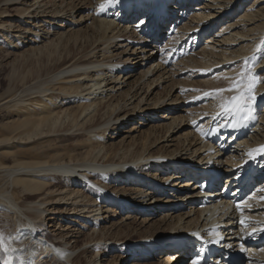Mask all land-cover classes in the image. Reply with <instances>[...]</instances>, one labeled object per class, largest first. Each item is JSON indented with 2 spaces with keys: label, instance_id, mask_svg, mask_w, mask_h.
Segmentation results:
<instances>
[{
  "label": "bare ground",
  "instance_id": "6f19581e",
  "mask_svg": "<svg viewBox=\"0 0 264 264\" xmlns=\"http://www.w3.org/2000/svg\"><path fill=\"white\" fill-rule=\"evenodd\" d=\"M190 1L142 0L141 6L133 9L129 6V0H121L120 4H109L108 0H62L59 4L55 3L54 9L49 12L41 8L39 12L42 17L49 15L51 29L61 25L57 27L64 31L57 33L56 39L53 38L55 32L52 30L42 29L40 32L30 28L18 31L17 39H27V35H30L32 44L41 43L32 51L39 52L36 61L50 77L49 82H55L50 89L59 95L48 96L47 100L41 96L26 100L20 123L0 124V146L5 141L16 139L26 144L34 139L32 146L49 143L40 152L35 150L27 153V162L18 161L16 155L0 159V167L13 171L10 175L15 176L12 182L13 198L26 211L10 208L13 212L11 215L20 226L15 227L11 235H6L9 258L0 253V264H21V261L23 264H50L52 261L57 264H82L81 255L88 253L90 246L74 255L79 241L73 242L72 237L65 239L69 233L51 238L57 226L59 230L66 227L60 225L59 215L64 212L72 213L76 218L85 215L87 220L94 222L99 217L96 213L101 209L100 204L113 203L121 209V199H114L116 196L108 194L112 183H147L144 176H149L151 170L146 168L147 165H141V161L154 157H157L154 166L157 171H161L160 178L150 185L146 184L154 192L148 190L144 201H135L139 205L137 209L147 208L145 206L155 198V193L158 196H175L177 203L172 206L174 208L190 196L197 197L193 203L196 206L191 207L186 214L171 216L166 229L160 228L161 233L157 238L131 246L134 252L143 253L152 248L155 249L154 253L159 254L158 259L167 254L164 264H192L204 249V264H220V257L230 254L238 258L240 256L239 264H264V251H261L264 249V199H261L264 197V178L255 181L256 177H263L264 155L256 153L255 160L246 155L264 146V0H207L200 6L197 5L200 0ZM40 3V0H0V6H5L0 8V17L8 16L7 9L11 6L21 7L20 14L24 16ZM190 9L192 11L187 15ZM83 11H87L82 19L90 22V31L85 35L81 34V30L70 34L74 30L70 27L79 21L75 15ZM137 16H147L149 24L139 29L134 27ZM160 16H166L168 21L161 27L163 20ZM18 21L32 23L21 22L22 19ZM11 23L7 24L10 29L13 28ZM44 23L48 24V21ZM64 26L69 27L68 34ZM40 27L41 24L36 28ZM160 29L167 30L166 39L160 37ZM212 30L214 33L211 37H205ZM201 32L205 36L199 34ZM189 48L191 51L200 49L199 57H195L197 53L193 54L194 57H188L186 51ZM157 55L161 59L145 69V63ZM134 68V72H131ZM248 69L259 77L254 89L257 97L254 111L258 119L250 120L246 127L237 130L223 126L219 133L213 132L207 138L200 132L190 141L196 147L192 154L203 151L195 158L187 160L171 157L170 153L161 151L146 154L149 147L163 140L174 124L186 118L184 116L168 117L163 114L161 119L170 120V123L160 138L156 131H151L141 134L139 140L124 145L107 146L104 142L107 138L119 139L129 133L121 128L118 130L119 136H112L117 134L114 131L122 120L126 119L123 122L126 126L130 116L137 112L146 113L163 108L171 111L169 113H188L187 109L200 99H205V102L199 111L195 110L192 121L204 118L203 132H208L217 124L228 125L229 121L223 117L216 121L211 119L222 111L219 108L220 100L206 97L204 93L232 87L242 70H245L246 79ZM194 78L205 81L195 84ZM162 83L171 88L166 97L179 90V94L194 92L188 97L170 98L162 104L166 97L156 98L150 107H141L153 93V86L160 87ZM197 87L203 90L198 92ZM123 88H128L124 94L119 92ZM239 94V91L234 90L226 91L221 96L227 101ZM146 117L142 115L140 121ZM137 129L132 128L130 133ZM73 141L80 143L74 145ZM124 141L125 138L122 139ZM96 150L98 152L95 154ZM169 159L172 162L168 163ZM183 165L186 167L183 168ZM193 166H200L204 180L198 176L186 184L175 181L172 185L174 190L164 191V184L167 188L171 187L172 183H168L170 179H177L188 171L193 172L191 170L197 168ZM241 168L251 177L248 190L239 180L243 175ZM254 169L255 172L251 174ZM169 170L173 173L166 175ZM104 176H108L104 181L106 188H103L101 181ZM210 179L214 180L208 185ZM206 182L207 186L202 188L200 185ZM62 183L65 186L58 189ZM187 188L194 194H180L178 198L174 194L176 189L185 192ZM206 188L209 189L207 197L200 200L198 195L205 193ZM251 188L254 190L251 191ZM85 190H88L91 198ZM92 195L99 197L93 200ZM157 199L159 202L161 197ZM127 200L131 199L127 197ZM5 202L1 199L0 205ZM122 207L126 210L128 205ZM88 216L91 217L88 219ZM164 218L166 220V216ZM38 219H41L39 224L32 222ZM100 219L97 218V221ZM241 220L244 221L243 225ZM46 221L51 223V228L47 230ZM0 222L3 223V220ZM213 229H217L219 235L212 234ZM94 233L85 241V245L98 242L91 248L92 254L98 256L101 250L109 249L103 243L108 242L109 238L107 234L100 238ZM119 233L111 239L114 240L113 246L118 242ZM190 234H198L204 238V242ZM210 240L220 242L207 243ZM241 247L245 250L241 251ZM151 253L147 252L139 260H147Z\"/></svg>",
  "mask_w": 264,
  "mask_h": 264
},
{
  "label": "rangeland",
  "instance_id": "374dc122",
  "mask_svg": "<svg viewBox=\"0 0 264 264\" xmlns=\"http://www.w3.org/2000/svg\"><path fill=\"white\" fill-rule=\"evenodd\" d=\"M59 1H62V0H40L41 2L40 5L39 4L35 5L30 10V12L26 13L24 16L20 14L21 7L11 6L9 10L7 9V13L9 15L8 16L1 15L0 17V124L10 125L13 123H20L23 120V113H24L23 107H24V103L26 100H29V99L33 100L37 96H41L45 98V100H47L48 96H51V95L58 96L59 95L58 92L50 89L54 86L53 83L55 82H49L50 77L46 75V72L44 71V68L42 67V65H40L36 61V58H37V55H39V52L32 51V48L38 46L41 43H37L36 45L32 44L33 41L31 40L30 35H27L28 36L27 39L23 38L21 40V39L16 38L19 35L18 31L22 29L25 30V29L31 28L34 31L40 30V32L42 31V29L52 30V32H55V36L53 38L56 39V34L64 31L63 29H61V27H57L61 25L58 24L56 27H53L51 29L50 28L51 26L49 25L50 23L48 20L49 15H45L46 17H42V15L39 14V12L41 11V9L47 10L49 12L51 9H54V6L56 5L55 3L59 4ZM70 1L72 0H68V2ZM200 4L201 3H198L197 5L200 6ZM2 7H5V6H0V8ZM191 11L192 9H190L189 12L187 11V15L191 13ZM86 12L87 11L79 12L75 15L76 19L79 21L78 23L70 27L71 30L74 29L72 32H70V34L74 33L75 31L77 33V30H81L80 32L83 35L88 34V32L90 31V27H89L90 22H88L87 20L84 21L82 19L83 16L87 15ZM108 15L109 13L106 14V16ZM160 18L162 17L160 16ZM21 19L23 20L21 22L30 21L32 23H20V21L18 20H21ZM45 20L48 21V24L44 23ZM10 22H12L11 24H13L12 29H10L7 25V24H10ZM35 24H38V25L35 26ZM40 24H41L40 29L36 28L37 26H40ZM64 28L66 27L64 26ZM67 28H66V34H68V32L70 31L69 27ZM160 30H159V34H161L160 37L163 39H166L165 34L167 33V30L165 31L163 30L160 31ZM203 32L199 34H203ZM211 33H213V30L211 31ZM211 33L208 36H205L204 34L203 35L205 37H209ZM41 40H39L38 42H41ZM22 42H24L25 44H23ZM10 43H13V44L11 45ZM200 51H201L200 49L195 50V51L193 49V51H191V48H189L186 52L188 53V57H191L193 56V54H196V53H197L196 54L197 56L195 55V57H199ZM156 52H158V50ZM182 55L184 56V53ZM176 58L177 57H175V59ZM160 59H161V56L157 55L155 59H153L152 61H148L147 63H145L147 64L145 65L146 67L145 69H148L150 66L153 65L154 61L156 60L158 61ZM153 68H155V66ZM134 70L135 68L132 69L131 72H134ZM248 75H256V74L254 72L252 73L251 69H248L247 76ZM203 80L204 79H201V78H194L193 82L195 84L196 83L199 84L200 82H203ZM154 86L152 88L153 93L149 95L148 101L144 103L143 105H141V107L143 108H146L147 106L150 107V105H152L153 101L156 98L158 99V98L166 97V94L171 89L168 86V84H163V83L160 85V87H157V85H154ZM127 90L128 88H123V89H120L119 92L124 94L125 92H127ZM198 90H199L198 92H200V90H203V88L200 87L198 88ZM179 92L180 90L177 91L176 93H172L170 97L169 96L166 97L165 100L162 101L160 104L168 101L170 98L174 99L176 97H181V98H184L185 96L188 97L194 91L193 92L186 91L183 94L181 93L179 94ZM146 96L147 95H145V100H147ZM203 102H205V99H200L197 102H195L192 108L187 109L188 113H184V112L169 113L171 111H168V110L165 111L163 108L150 110L149 112H146V113L137 112L130 116V120L128 121L126 126L123 124V122L126 119L122 120L120 122L121 125L117 127L116 131H114V132H117V134L112 135V136H117V135L119 136L120 133L118 132V130H120L121 128L125 129L127 132L129 131V133H126L124 136L122 135L119 139H114L115 137H112V139L107 138L104 142L107 143V146H110L112 144L113 145L114 144L124 145V144H128L132 140H139L141 138V134L142 135L149 134L151 131H156L155 133L159 135V138H160L163 136V134H165V131H166L165 127H168L167 125L170 123V120L161 119L163 114L168 115V117L184 116L187 119L183 118V120H179L176 124H174L173 127L171 128L172 130L165 135V138H163V140L161 141H158L157 142L158 144L156 143L154 145H151L146 154H148L149 152L161 151V152L170 153L171 157L178 156V157L185 158L187 160H191L195 158V156H198L199 154L203 152L202 151L196 155L195 153L192 154L196 147L194 143H190V141L193 138H195L197 134H199L200 132L204 130L203 128L204 118H199L196 122L192 121L195 118L194 116L196 115L195 110L197 109L199 111L203 105ZM142 115H146L147 117L145 120L141 122L140 120L142 118ZM181 122H183L184 124L181 125ZM197 124L200 125L199 129L196 127ZM134 127H137L138 129L130 133L131 132L130 130H132V128ZM123 138H125L124 142H122ZM34 141L35 140L32 139L31 143H28V144H26L25 141H20L19 139L5 141L4 144L0 146V159H4L6 158V156L12 157L16 155V158L19 157L17 160L20 162L29 161L26 155L27 153L33 152L35 150L37 152H40L43 150V146H47L49 144L47 142V143H43V145L32 146V143ZM79 143L80 142L78 141L72 142V144L74 145L79 144ZM139 147H141L140 144H139ZM197 147H198V144H197ZM97 152L98 150H96L95 154ZM156 158L154 157V158L144 159L141 161V165H147L146 168L151 170L149 176H144L145 177L144 181H146L147 183L145 184L137 183L139 181L131 182L130 184H127V183L123 184V182L112 183L108 194L111 196L113 195L116 196L114 197V199L115 198L121 199L120 203L122 205L129 203V206L126 207V210L125 208L122 207L121 204H120L121 209L113 203L100 204L101 209L99 212L96 213L97 215H99V217H96L94 219L95 220L94 222H91L92 220L91 221L87 220V216L85 215H79L80 217L76 218L75 215H71L72 213L68 214L64 212L59 215L58 219L60 220L59 221L60 225L64 227L66 226V227L59 230V227L57 226L54 232L51 233V238L53 239L59 238L60 236L66 233H69L68 238H65V237L64 238L70 239L72 237L73 242L75 240L79 241L77 244V250H75L74 252V255H78L81 251L87 249L89 246L93 248V246L98 243V242H94V243L92 242L88 245H85V241L94 232H95L94 234L99 236L100 238L104 234H107L109 240L108 242H103V243H106V246L109 249L101 250L100 254L98 256H95L92 254V249L90 248L88 253L81 255L82 264H164L167 260V256H166L167 254L161 257V259L160 258L158 259L159 254L154 253L155 249L149 248L147 249V252H152L154 254L152 255L151 253V255H149V258L147 260L143 259L141 261L139 259H141V256L145 257L147 252L136 253L130 247L133 246L134 244L135 245L140 244V243L145 244L146 242L152 241L153 239L157 238V236H159L161 233L160 228H162V230L166 229V226L168 225L167 221L169 220L171 216L178 217L179 215L186 214L190 211L191 207L193 208L196 206L193 203L197 201V197L195 198V197L190 196L188 199L183 200L181 202L182 204H179L176 208H174L172 206H175V204L177 203L175 196L168 197L167 194L165 195L160 194L158 196V193H155V198L151 200V203H149V205L145 206L147 208L140 207V209L138 210L137 208L139 207V205H137L134 202L144 201L145 200L144 198L149 194L148 190H151V188L146 186V184L150 185V183L152 184L154 183L156 179L160 178L159 174L161 173V171H157V169L154 166L155 164L154 159ZM169 161L172 162V159H169L168 163ZM7 165L10 166L11 164L7 163ZM193 167H197V166H193ZM11 173H13V171L11 172V169L0 167V200L2 199L6 201L5 204L0 205V220H3V223L0 222V233H2L5 238L3 245H0V253H2V255H4L7 259L9 258L8 256L9 245L7 242V236L11 235L14 232L13 230H15V227L19 228L20 226L18 224L19 223L18 220H16L12 216L13 212L11 209L16 207L14 208V210L18 209L19 212L21 211L26 212L24 210V207H20L18 203L14 201L13 194H12L13 192L12 182L15 176H10ZM171 173L173 172L169 170L166 173V175H169ZM185 177L186 178H183L182 176H180L177 179L174 178L173 181L169 182V184L172 183L170 185L171 187L169 188L164 187V191L166 190L165 192L167 193L168 190H174V188H172V185H174L178 181L179 183L184 182L183 184H186L185 182H188L189 180L194 179V177L192 178L191 176H185ZM106 178H108V176H104L101 178L103 188L105 186L104 181ZM224 180L225 179L223 176V185H224ZM64 186H65V183H62L61 185H59L58 189H62ZM187 190L188 188L185 189V192H182V190L180 192L179 189L178 190L176 189L174 191L176 193L174 194L177 195V198L178 196H180V194L183 196L187 194H190V195L194 194ZM85 192L88 193V190H85ZM98 194H100V192ZM87 195L90 196L91 198V195L89 193ZM92 196H93L92 197L93 200H97L99 197V195H92ZM127 197H129L131 200L126 201ZM159 197H161V199L159 202H157L159 199L157 200L155 199ZM164 199L166 201H162ZM167 200H170L171 202L167 203ZM98 201L100 203V200ZM125 201L127 203H125ZM10 204H12L13 206ZM44 207H42V209ZM18 210H16V212ZM116 210L117 212H115ZM47 213L44 214L45 217L47 216ZM165 216H166V220L164 218ZM21 217L25 218V216L23 217V215ZM68 217H71V218L69 219ZM89 217L91 216H88V219ZM134 217H136L135 218L136 220L131 219ZM97 218L98 219L101 218V219L97 221ZM27 221H29V219H27ZM32 222L34 224H39L41 222V219L33 220ZM136 222L137 224H135ZM50 224L51 223L46 221L45 223L46 230L51 228L49 227ZM152 227H154V229H151ZM118 233L120 234V237L118 238V242L114 243V246H113L112 244L114 240H111V239L112 237H117L116 235H118ZM60 239H63V237ZM128 240H132V241H128ZM193 251L195 252V250ZM54 262L55 261H52V263L50 264H57Z\"/></svg>",
  "mask_w": 264,
  "mask_h": 264
},
{
  "label": "snow or ice",
  "instance_id": "6c2138e0",
  "mask_svg": "<svg viewBox=\"0 0 264 264\" xmlns=\"http://www.w3.org/2000/svg\"><path fill=\"white\" fill-rule=\"evenodd\" d=\"M142 0H129V6L133 9H137L141 6ZM109 4H120L121 0H108ZM149 24V20L147 16H137L136 20L134 21V27H137L138 29L141 28V26H147ZM227 78V77H226ZM259 82L258 75L252 76L248 75L245 79V70H242L239 73V78L233 83L232 87L227 89H217L214 92H206L204 93V96L212 98V99H219V108L222 110L217 116L211 117L212 120L216 121L219 120L221 117H223L225 120H228V125L223 124H217L214 128L210 129L208 132H201L202 135H204L206 138L210 135L215 133H219L221 128L223 126H230L233 128V130L241 129L243 127L247 126V123L250 120H257V114L254 111V102L256 101L257 97L254 94V89ZM239 91V95L232 96L229 100L225 101L221 94L228 91ZM196 127L199 129L200 125L197 124ZM256 153H259L260 155H264V146H261L253 151H249L246 155L251 159L255 160L257 159ZM248 161H245L247 163ZM240 171L243 173L239 177V180L241 182L245 180H250V174L244 170L243 168L240 169ZM235 176V172H234ZM202 188L207 186V182L205 184L200 185ZM261 199H264L262 197ZM237 207L239 208L240 205L238 204ZM241 225L244 224V221H240ZM264 231V229H262ZM212 234L219 235L217 229L212 230ZM254 235V232L252 233ZM195 239L200 240L202 243L204 242V238L200 237L198 234H190ZM4 236L2 233H0V245H3L4 243ZM219 240H210L207 241L209 244H218ZM245 249L241 247V251H244ZM14 251V250H13ZM205 251L204 249L201 250V253H198L197 257L192 261V264H204L205 257L202 255V252ZM261 251H264V249H261ZM21 264H23V261H21Z\"/></svg>",
  "mask_w": 264,
  "mask_h": 264
}]
</instances>
